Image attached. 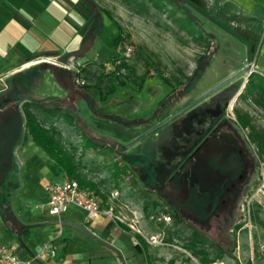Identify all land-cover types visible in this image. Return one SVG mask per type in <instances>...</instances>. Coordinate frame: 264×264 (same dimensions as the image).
Wrapping results in <instances>:
<instances>
[{
	"label": "rangeland",
	"instance_id": "374dc122",
	"mask_svg": "<svg viewBox=\"0 0 264 264\" xmlns=\"http://www.w3.org/2000/svg\"><path fill=\"white\" fill-rule=\"evenodd\" d=\"M93 1L105 12L102 13L105 28L100 34L98 58L82 64L68 63L65 59H44L42 63L54 67L67 66L79 73L80 81L99 88L105 96L104 102H99L98 92H95L93 97L86 96L89 104L132 123L127 129H123L118 122L115 124L97 122L99 130H109L110 134L118 138H124L125 132L130 133L132 130L136 133L151 131L159 123L167 120L168 112L176 113L212 91L220 92L215 96L218 100L224 99L228 102L242 87V93L228 103L224 110V121L233 128L244 148L243 179H238V183H242L241 188L235 193V199L231 198L225 205H221L216 215L204 223L195 221L187 214L183 215L182 222H177L174 212L177 200L165 195L167 188L160 191L158 189L159 198L153 201L152 196L142 190L136 177L128 172L110 148H91L85 145L82 133L78 129V121L71 123L65 119L63 113L47 114L33 105H24V108L37 117L41 125L74 160L81 178L89 184L85 190L95 194L97 192L103 212L112 207L115 216L130 221L136 218V213L140 211L142 213L140 220L146 222L148 227L140 228L143 233L147 235L155 232L165 237V246L147 247L148 252L156 255L160 264H202L201 257L195 255L194 250L189 247L193 228L199 230L210 242L205 246L210 258L216 256V244L226 245V250H231L235 244L231 257L225 256L214 264H264V252L260 251V246L264 244V211L255 206L251 211L249 225L245 202L247 195L256 188L259 177V170L253 171L256 162L253 150H256L263 161L264 156L259 153L252 141L251 128H247L246 131L237 123V113L247 114L252 126L264 130V107L257 104L255 96L256 92L264 93V16L240 15L232 5L234 0L229 1V4L224 2L223 6L222 0H184L189 12L195 17L193 20L171 0ZM210 2L213 7L206 10V4L209 5ZM257 18H260V21ZM62 27L71 29L65 20L62 21ZM210 33L215 36L214 42L218 48L201 77L190 81V76L195 73L201 58L209 57L211 54L209 45L213 38ZM117 36L120 37V42L114 49L113 41ZM128 48H132V53L120 65L116 64L118 58L115 56L119 55L122 58ZM248 61H254L257 68L249 79L244 77L241 81L217 89L245 69ZM48 69L46 66L39 68L45 74V85L54 87L57 93L58 87L54 80L47 78ZM37 70L38 68L29 67L20 77L34 75ZM11 75L12 73H6L4 70L0 71V95L8 88ZM20 77H14L11 81ZM67 84L68 89L74 93L72 96H80L78 88L72 82ZM25 85L28 86L25 88L28 94L33 92L32 87L38 88L37 84L32 85V81ZM111 91H114V94ZM204 99L176 118V123L179 126H189L192 121L203 125L206 120L209 121L206 116L210 114L208 112L210 106H206ZM80 106L89 114V108L85 103L80 102ZM169 130L166 128L156 138H148L149 135L140 146L138 143L130 148H136L135 152L149 150L150 155H155L158 147L167 140ZM227 140L228 138L219 136L216 157L205 160L204 165L195 160L192 166L179 170L176 181L181 183L186 179V175L193 174L201 167L204 171L220 167L224 174L234 175L237 162H241L240 153L235 151L240 146L234 145L231 148ZM13 156L22 182L20 191L12 197L13 213L23 222L48 223L51 218L35 206L47 198L44 183L60 180L61 173L48 156L31 141L25 146H17ZM183 162L182 159L171 160L168 167L163 166L162 177H170V174L178 171ZM247 177H251V181ZM144 178L156 180L151 169L145 171ZM115 191H118L120 196L118 200H111L110 195ZM242 196L244 198L240 200ZM161 214L171 215L173 222L165 225L152 220V217L156 218ZM68 216L72 219L85 218L86 213L80 208L71 207ZM105 217L107 216L102 215L96 222H104ZM45 225L43 230L37 229L36 232L31 229L18 231L9 228L0 217V245L14 244L21 247L24 244L34 250L44 240H48L49 236L54 235V232H51L52 226ZM63 230L66 234L70 231L75 232L74 229L65 226ZM64 237L65 235L62 239ZM62 239L57 242H61ZM117 254L119 262L115 261L116 264H126L125 253L120 251ZM113 261L114 259L110 258L105 263L114 264Z\"/></svg>",
	"mask_w": 264,
	"mask_h": 264
},
{
	"label": "crops",
	"instance_id": "0c3cea01",
	"mask_svg": "<svg viewBox=\"0 0 264 264\" xmlns=\"http://www.w3.org/2000/svg\"><path fill=\"white\" fill-rule=\"evenodd\" d=\"M222 1L221 6L224 5V2L229 4V1L232 0ZM232 5L242 16H264V0H234ZM212 7V2L209 5L206 4V10L212 9ZM64 20L70 24L72 30L62 27V21ZM257 20L260 21V18H257ZM104 28V18L100 10L91 7L85 0H0V71L4 70L6 73H12L11 76H13L16 73L26 71L29 67L43 64L44 59H65L66 62L72 64L94 61L99 56L100 34ZM210 35L214 39L215 36L212 33ZM54 42L58 43V45ZM60 68L74 71L67 66ZM47 71L49 72L47 78L54 80L55 85L58 87V92L54 91V87H47L45 85V74L40 71L44 84L39 85L37 89L32 87L33 92L29 94L66 95L65 89L55 81V70L48 69ZM244 77L246 78L243 75L235 79L229 85L243 80ZM218 93L220 92H215L208 96L207 99H204V102L210 106L208 109L210 114L206 116V119H209V121L206 120L204 125L200 122L192 121L189 126H179L174 119L148 137L156 138L166 128L170 129L167 140L158 147L155 155H150L149 150L145 149L135 152L136 148H129L126 153L130 155L132 161L135 158H140L141 160L150 162L152 164L150 169L153 171V175H164L162 171L163 166L166 165L165 167H168L171 160L178 161L182 159L185 161V158L193 153L204 139L212 135L217 126L220 127L227 104L242 93V87L236 91L228 102H225L224 99L222 101L218 100L215 97ZM221 126L217 132L218 134L221 132L220 130H223V133L233 136L234 143L238 142L237 134L230 125L225 124ZM104 128L106 127L104 126ZM121 139L125 143L132 141V139L126 137ZM144 141L138 142L140 143L139 146ZM138 143L136 144L138 145ZM136 144L133 146H136ZM125 168L132 176L136 177L142 190L148 192L152 196L151 199L153 201L158 200V188L154 185L146 187L143 184V181L147 180L144 178L145 172L142 173L139 167L132 164ZM60 176V180L66 177H62V174ZM150 182L152 183L153 180L150 179ZM136 214L138 227L141 229L148 228L146 222L140 220L142 213L139 211ZM67 215L64 220L88 228L98 237L124 252L126 264H160L156 255L147 250V247L153 246H149L142 236L133 232L127 226V223L118 222L110 217H105V221L100 223L96 222V220L89 222L86 217L72 219L69 216L67 217ZM51 221L54 220L50 219L48 223ZM25 223L29 225L47 224L26 221ZM43 228L29 229L35 231L37 229L43 230ZM29 229L25 231H29ZM57 231L58 227L52 226L51 232H54V235L49 236L48 240H44L34 250L29 245L22 244L21 247L18 246L20 256L24 259L29 258L39 250L43 243L53 242L57 247V257L50 264H107L105 261L110 258L114 259V264L119 262V255L115 251L97 243L78 231H70L66 234L63 230V235H65L63 239V235L57 238ZM152 234L156 233L152 232L147 235ZM60 239L62 241L57 242ZM58 251L61 253L59 254Z\"/></svg>",
	"mask_w": 264,
	"mask_h": 264
},
{
	"label": "trees",
	"instance_id": "16d2710c",
	"mask_svg": "<svg viewBox=\"0 0 264 264\" xmlns=\"http://www.w3.org/2000/svg\"><path fill=\"white\" fill-rule=\"evenodd\" d=\"M85 1L91 7L98 8L101 13H105L93 0ZM171 1L175 3L177 8L187 13L188 18H191L192 20L195 18L194 15L189 12L184 0ZM119 42L120 37L117 36L114 40L115 48L119 45ZM209 47L211 51L210 56L201 58L195 73L190 76V81L199 79L204 69L209 65L216 52L215 50L218 48L214 39L210 42ZM115 58L119 59L120 56L116 55ZM41 66H46L49 69L55 70V81L59 86L65 89L66 95H31L25 91V88L28 87L25 83H28L29 81H32V85L37 84V86H39L44 84L42 73L39 70ZM34 68H38L34 75L21 78L20 76L25 72L22 71L11 76L8 88L2 95H0V217L9 228H15L18 229V231H25L29 228H43L46 225L26 224L13 213L11 200L13 195L17 194L22 186V182L17 173V165L13 158V151L17 146H25L29 141H32L48 156L62 175L71 180L78 181L83 189H86L89 186V184L85 183L81 178L74 160L62 149L59 143L54 140L52 135L48 133L47 129L41 125L37 117L24 108V105H33L51 115L63 113L65 119L71 123H76V121H78V129H80L82 133V140L85 145L91 148H110L115 157L124 164V167H129L132 164L139 167L141 172L144 173L152 166L150 162L141 160L140 158H135L132 161L130 155L126 153L129 143H125L121 138L110 134L106 129L99 130L97 128V122H102L104 124H115L118 122L123 129H127L128 126L132 124L131 121H124L116 114L106 113L89 104L86 96L93 97L95 96V92H98L99 102H104L105 96H103L99 88L95 85L79 86L76 84V80L79 77V73L76 71L54 67L47 63H43ZM14 77L20 78L12 82L11 79ZM68 82H72V84L78 88V94L80 93V96H72L74 93L68 89ZM111 93L114 94V91H111ZM253 94L255 93L253 92ZM83 95H85V97ZM255 96L257 98V104L264 107V93L260 94L256 92ZM197 100L194 102H197ZM80 102L85 103L86 106H88L89 114H86V111L82 109ZM194 102L176 113L168 112L167 119L178 118L183 115L198 104H193ZM237 123L243 129L251 128L252 141L257 146L259 153L264 156V130H258L252 126L251 119L247 114L237 113ZM107 126L105 127L107 128ZM149 132L150 130L148 132L146 130L144 133H136L132 130L130 133L125 132L124 135L125 137L132 139V142H135L143 139ZM203 151L204 149H199L200 153H203ZM197 161V163H200L201 165H204V162H206L200 158H197ZM189 163V159L186 160L178 171L174 172V174H170L172 177L163 178V175H155V181L151 183L150 180H146L143 181V184L146 187L154 185L159 191L167 188L165 195L169 196L171 199L177 200L174 205L177 222H182L183 215L187 214L188 216L193 217L195 221L204 223L216 215L218 211L217 209L222 205V201L227 195V188L230 187L234 175L228 176L224 174L220 167L209 168L210 170L208 171L202 170L201 167V169L193 174H190L189 176L186 175V179L181 183H178L176 179L179 175V170H182L187 166H192ZM207 244H210L207 237L199 230L193 228L191 244L189 247L194 250L193 253L195 255L201 257L202 264H214L218 260H222L225 256L231 257L233 249L235 248V244L231 250H226V245L216 244V256L210 258V255L205 251V246Z\"/></svg>",
	"mask_w": 264,
	"mask_h": 264
},
{
	"label": "built area",
	"instance_id": "2783aa9c",
	"mask_svg": "<svg viewBox=\"0 0 264 264\" xmlns=\"http://www.w3.org/2000/svg\"><path fill=\"white\" fill-rule=\"evenodd\" d=\"M132 53V48H128L122 55V58L116 61V64H121L125 58ZM246 68L249 69L247 79L256 72V64L254 61H248ZM76 83L79 86H85L84 81H80L78 78ZM244 130H248L247 128ZM249 140V139H247ZM250 141V140H249ZM252 148L254 145L251 144ZM255 156L259 164V182L255 189L247 195L246 211L249 216L248 224H251V211L255 206L264 211V161L259 157L256 150ZM44 191L47 195L46 201L40 205L35 206L36 209H40L53 219L54 221L64 220L65 216L69 213L71 207L80 208L86 213V219L89 222L95 221L102 215L115 219L121 223H127V226L136 234L142 236L145 242L149 246L160 247L165 246V237L161 234L146 235L138 227V221L136 218L126 221L125 218L115 216L113 208H109L106 212H103V206L100 198L88 190L81 187L78 181L71 180L65 177L59 181H46L44 183ZM120 194L118 191L112 192L110 195L111 200H118ZM152 220L170 225L173 222V217L169 214H161L158 217H152ZM57 238L63 235V227L58 226L56 233ZM260 251L264 252V244L260 246ZM57 257V247L53 242H46L41 245L39 250L29 258H22L19 254L18 246L14 244H1L0 245V264H50V262Z\"/></svg>",
	"mask_w": 264,
	"mask_h": 264
},
{
	"label": "flooded vegetation",
	"instance_id": "af4514ba",
	"mask_svg": "<svg viewBox=\"0 0 264 264\" xmlns=\"http://www.w3.org/2000/svg\"><path fill=\"white\" fill-rule=\"evenodd\" d=\"M206 106H209V105L207 104ZM224 115L225 114L223 113V121H222L221 125L228 124V123H226V121H224L225 120ZM221 125H220V127H222ZM220 127L217 126V129H215V131L212 133V135H210L209 137L204 139L203 142L196 148V150L193 153H191L187 157L186 160L189 159V161H190L189 164L192 165V163L195 160H197V158H200V159H203V160H210V159L216 157V155L218 154V150H219V146H217V144H218L217 140L219 139V136H224V137L228 138L227 142L231 146V148H233L234 145H237V146L239 145L240 146L235 151L240 153L241 162L240 163L237 162V164H236V168H235L236 169V173L234 174V178L232 179L233 181L231 182L230 187L227 188V195H226L225 199H223V201H222V205H225V203L228 202L231 198L235 199V193L241 188L240 184L242 182L238 183V181H239L238 179H241V178L243 179L242 173H243L244 162H243L242 154H243V149L244 148H243V145H242V143H241L239 138H238V142L234 143L233 136L223 133L222 132L223 130H220L221 132L219 131L220 133L218 134L217 132H218ZM200 148L204 149L203 153L199 152ZM229 150H230V148L228 149V152H229ZM233 151L234 150L232 149L231 152H233ZM230 154L231 153H228V155H230ZM256 169L259 170V164H258L257 158H256L255 167H254L253 171L256 170ZM252 174H253V172H252ZM251 177H247V178L251 181ZM258 182H259V177H258ZM243 198H244V196H242V198L240 200H242ZM239 207H240V204L238 203L237 208H239Z\"/></svg>",
	"mask_w": 264,
	"mask_h": 264
},
{
	"label": "water",
	"instance_id": "95a60500",
	"mask_svg": "<svg viewBox=\"0 0 264 264\" xmlns=\"http://www.w3.org/2000/svg\"><path fill=\"white\" fill-rule=\"evenodd\" d=\"M248 72H249V69H248V68L243 69L240 73H238V74L235 75L234 77L230 78L227 82H225L224 84H222L221 86H219L217 89H219V88L225 86L226 84H229V83L233 82L235 79H237V78H239V77H242L243 75H246ZM246 82H247V81H246ZM217 89H216V90H217ZM214 93H215V91H212V92H210V93H208V94L202 96L201 98H199V99L197 100V102H194L193 104L199 103L202 99L207 98L208 96H210V95H212V94H214ZM174 119H176V118H169V119L165 120L164 122H162L161 124H159L157 127H155V129L151 130V131H150V132H149V133H148L143 139L138 140V141H135V142H133L132 144H129L127 149H129V148H130L131 146H133L134 144H136V143H138V142L144 140V139H145L146 137H148L149 135H151V134L157 132L161 127H163L165 124H167L168 122H170V121H172V120H174ZM23 132H24V125H23ZM22 138H23V133H22ZM11 202H12V200H11ZM47 224H49L50 226H57V227H58V226H62V227H64V226H65V227H70V228H72V229L78 231L79 233H81V234H83V235H85V236H87V237L93 239V240L96 241L97 243H99V244H101V245H104V246H106L107 248H109V249L115 251L116 253H120V251H119L117 248H115V246H113L112 244L108 243L107 241L101 239V238L98 237L96 234H94L91 230H89L88 228H86V227H84V226H81V225H79V224H76V223H73V222H71V221H67V220L51 221V222H49V223H47Z\"/></svg>",
	"mask_w": 264,
	"mask_h": 264
}]
</instances>
